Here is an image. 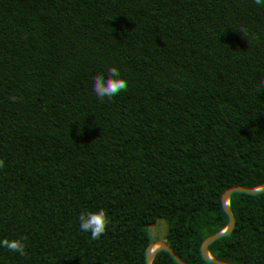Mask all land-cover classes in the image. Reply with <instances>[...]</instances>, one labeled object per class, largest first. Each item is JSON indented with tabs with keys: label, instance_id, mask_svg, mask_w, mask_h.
Masks as SVG:
<instances>
[{
	"label": "trees",
	"instance_id": "trees-1",
	"mask_svg": "<svg viewBox=\"0 0 264 264\" xmlns=\"http://www.w3.org/2000/svg\"><path fill=\"white\" fill-rule=\"evenodd\" d=\"M262 85L254 0H0V264H264Z\"/></svg>",
	"mask_w": 264,
	"mask_h": 264
},
{
	"label": "clouds",
	"instance_id": "clouds-1",
	"mask_svg": "<svg viewBox=\"0 0 264 264\" xmlns=\"http://www.w3.org/2000/svg\"><path fill=\"white\" fill-rule=\"evenodd\" d=\"M254 3L262 5L264 4V0H254ZM238 30L247 37L246 29L240 28ZM127 87L126 80L120 77V72L116 67H109L107 69V76L98 73L93 77L92 91L101 102H103L105 98L111 101L112 97L121 91H126ZM262 88H264V85L258 88L257 91ZM9 100L14 102L16 97L10 95ZM3 166L4 161L0 160V168ZM78 221L80 231L90 233L92 239H99L105 233L107 225L109 224V218L103 208L82 210L78 215ZM26 239V236H20L15 239L5 238L0 240V247H5L9 251L16 252L21 256H26Z\"/></svg>",
	"mask_w": 264,
	"mask_h": 264
}]
</instances>
